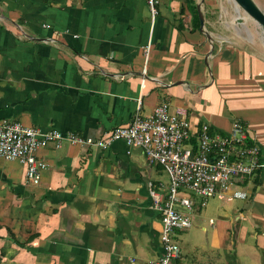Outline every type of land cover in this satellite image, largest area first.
Returning <instances> with one entry per match:
<instances>
[{
    "label": "crops",
    "instance_id": "1",
    "mask_svg": "<svg viewBox=\"0 0 264 264\" xmlns=\"http://www.w3.org/2000/svg\"><path fill=\"white\" fill-rule=\"evenodd\" d=\"M194 1L202 29L185 0H161L154 22L146 0H0V121L99 139L130 123L138 99L142 116L161 101L185 108L194 134L207 125L226 135L240 121L260 149L259 184L195 200L171 264H264V56L209 29ZM253 1L264 13V0ZM36 155L46 164L36 186L23 164L0 158V264L160 256L149 191L165 193L168 178L141 150L64 144Z\"/></svg>",
    "mask_w": 264,
    "mask_h": 264
},
{
    "label": "built area",
    "instance_id": "2",
    "mask_svg": "<svg viewBox=\"0 0 264 264\" xmlns=\"http://www.w3.org/2000/svg\"><path fill=\"white\" fill-rule=\"evenodd\" d=\"M146 2L150 20L154 22L161 0ZM149 50L150 45L144 48L146 58ZM187 116L185 108H171L165 101L150 116H142L138 99L130 123L114 127L99 139L0 121V158L23 164L27 183L36 186L46 168L36 155L41 148L59 149L67 144L105 151L114 143L123 142L128 149L141 150L148 164L160 167L168 178L165 193L149 191L153 208L162 216V229L160 256L148 264H171L180 256L175 232L190 228L195 200L199 199L204 206L209 198L243 185L246 178L250 179L262 167L260 149L256 143L247 145L252 138L240 121H234L226 135L211 136L207 125L194 134ZM233 196L245 198L239 192Z\"/></svg>",
    "mask_w": 264,
    "mask_h": 264
},
{
    "label": "rangeland",
    "instance_id": "3",
    "mask_svg": "<svg viewBox=\"0 0 264 264\" xmlns=\"http://www.w3.org/2000/svg\"><path fill=\"white\" fill-rule=\"evenodd\" d=\"M204 3L205 12L210 19L209 29L225 38L238 37V41L245 46L260 51L264 56V30L253 20L247 18L242 10L238 9L233 0H200ZM202 9V4L200 5ZM264 8L263 5H260ZM238 16L246 17L243 25H236L234 19ZM213 198V197H212ZM212 198H209L210 201ZM211 202V201H210ZM235 206L242 205V201L232 199ZM198 203L200 200L198 199ZM177 232V231H176ZM175 232V233H176ZM178 236V234H176Z\"/></svg>",
    "mask_w": 264,
    "mask_h": 264
},
{
    "label": "water",
    "instance_id": "4",
    "mask_svg": "<svg viewBox=\"0 0 264 264\" xmlns=\"http://www.w3.org/2000/svg\"><path fill=\"white\" fill-rule=\"evenodd\" d=\"M238 9L242 10L247 18L253 20L258 26L264 30V13L258 8L253 0H233ZM198 16L200 20V26L202 29L204 24V18L200 7H197ZM246 22V17L238 16L234 19L236 25H243Z\"/></svg>",
    "mask_w": 264,
    "mask_h": 264
},
{
    "label": "trees",
    "instance_id": "5",
    "mask_svg": "<svg viewBox=\"0 0 264 264\" xmlns=\"http://www.w3.org/2000/svg\"><path fill=\"white\" fill-rule=\"evenodd\" d=\"M186 2V5L187 6H190L192 8V10L195 12V27L196 29L199 28V25H200V22H199V18H198V14H197V9H196V4H195V1L194 0H185ZM195 140L193 139L192 140V144L196 147V144H195ZM251 143L250 142H247V145H250ZM194 147V148H195ZM259 172H260V169H257L255 172H254V175L252 177H250V180L252 181V183L257 186L259 184V181H258V178H259ZM249 178H246L245 181H244V184H246L248 182ZM8 233L11 235L10 233V230H8ZM12 236V235H11Z\"/></svg>",
    "mask_w": 264,
    "mask_h": 264
}]
</instances>
